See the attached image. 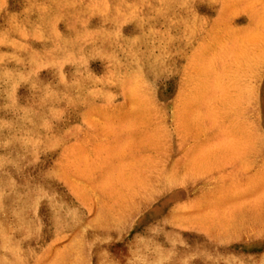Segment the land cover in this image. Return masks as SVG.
<instances>
[{
  "label": "rangeland",
  "instance_id": "1",
  "mask_svg": "<svg viewBox=\"0 0 264 264\" xmlns=\"http://www.w3.org/2000/svg\"><path fill=\"white\" fill-rule=\"evenodd\" d=\"M0 264H264V0H0Z\"/></svg>",
  "mask_w": 264,
  "mask_h": 264
}]
</instances>
